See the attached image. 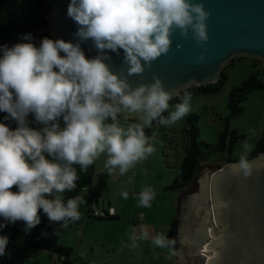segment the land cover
Wrapping results in <instances>:
<instances>
[{
	"label": "clouds",
	"instance_id": "obj_1",
	"mask_svg": "<svg viewBox=\"0 0 264 264\" xmlns=\"http://www.w3.org/2000/svg\"><path fill=\"white\" fill-rule=\"evenodd\" d=\"M67 15L78 28L76 43L44 37L37 47L27 33L23 39L29 42L0 48V111L18 125L11 130L0 123V217L8 223L24 221L26 232L40 224V209L61 229L80 220L85 201L75 196L65 202L63 196L76 188L74 165L87 172L103 154L107 174L124 176L156 151V134L145 133L153 121L170 126L190 112L192 93L186 85L166 89L155 74L152 83L143 82L146 69L171 51L176 31L203 49L197 63L203 64L207 55L210 12L203 0H70ZM89 39L98 52L91 59L81 48ZM181 47L176 44L177 51ZM121 49L125 68L113 71L106 50L119 55ZM133 75L141 81L135 87L128 80ZM174 97L180 102L169 112ZM29 113L42 129L28 126ZM125 114H136V122L122 126ZM243 147L245 153L232 168L250 177L251 147ZM120 195L128 198L127 191ZM154 198V190L145 185L138 194L139 206L151 208ZM5 226L0 224V229ZM148 238L147 226L141 225L132 229L130 245L124 246L134 249L138 240ZM151 242L170 251L176 243L163 234ZM7 244L8 237L0 236V256Z\"/></svg>",
	"mask_w": 264,
	"mask_h": 264
},
{
	"label": "water",
	"instance_id": "obj_2",
	"mask_svg": "<svg viewBox=\"0 0 264 264\" xmlns=\"http://www.w3.org/2000/svg\"><path fill=\"white\" fill-rule=\"evenodd\" d=\"M45 1L50 5L47 23L51 39L76 43L78 37L74 33L78 28L67 15L70 0ZM203 3L210 12L205 62L197 63L203 49L198 48L191 36L183 39L176 31L171 51L146 69L144 83H152L155 74L166 89L206 86L220 80L222 69L235 57L264 61V0H203ZM176 44L182 45L179 51ZM81 48L86 58L98 55L91 39L81 43ZM106 51L111 56L106 63L113 71L124 70L123 50H119V55ZM128 80L133 87L141 82L138 75ZM248 160L253 166L250 177L232 168L238 161L211 172L208 182L204 176L203 206H207L210 230L202 219L187 240L202 264H264V151ZM197 229L201 230V237H196Z\"/></svg>",
	"mask_w": 264,
	"mask_h": 264
},
{
	"label": "crops",
	"instance_id": "obj_3",
	"mask_svg": "<svg viewBox=\"0 0 264 264\" xmlns=\"http://www.w3.org/2000/svg\"><path fill=\"white\" fill-rule=\"evenodd\" d=\"M136 120L131 114H125V117L121 118V124L127 126ZM62 124L64 126L63 121ZM105 160L106 156L102 154L88 167L87 172L81 171L79 165H74L79 177L76 188L72 191L66 190L63 196L65 202L75 196L85 201L79 208L81 217L79 221L70 222L69 228L65 230L60 228L59 223L50 222L47 217L54 239L70 250V255L65 257L66 261L70 264H181L178 231L183 219L185 204L183 194L178 196L176 190L168 189L169 186L161 187L159 190L153 189L151 156L137 163L124 176H109L104 167ZM142 185L150 186L155 192L151 208L139 206L140 191L136 189ZM122 191L128 192L126 200L120 195ZM167 191L171 192L173 203L158 202L160 194ZM164 199H168L166 194ZM191 199L192 208L197 210L193 202L194 197ZM93 207L112 208L114 214L105 220H97L88 216ZM169 212L171 214L173 212L170 220L167 218ZM141 225L147 226L149 238L138 240L134 249L130 246L125 247L124 245H130L129 236L132 229H138ZM156 234H163L176 241L171 249L175 255H171L168 248H159L152 244L151 238ZM32 257L42 264H64L56 255L46 251H38Z\"/></svg>",
	"mask_w": 264,
	"mask_h": 264
},
{
	"label": "rangeland",
	"instance_id": "obj_4",
	"mask_svg": "<svg viewBox=\"0 0 264 264\" xmlns=\"http://www.w3.org/2000/svg\"><path fill=\"white\" fill-rule=\"evenodd\" d=\"M256 64V66L253 65ZM224 80L220 91L215 94H194L191 100L190 112L170 126H161L158 123H153L150 128L151 135L156 134L157 143L155 144L156 151L151 155V170L153 189L159 190L161 187L171 185L174 178L180 173V164L185 156V146L187 138L185 129L187 128V117L190 114H195L198 117L196 122L198 128L197 141L199 143L215 144L218 140V135L224 130L226 123L224 119L228 114L227 97L230 90L239 86L251 73H255L264 84V61L257 59L238 56L233 59V62L225 66L223 69ZM178 102H169V112L174 110L173 106ZM243 110L234 119L227 123L229 131H236L238 135H243L244 140L235 144L230 153V160L236 161L242 154L245 153L243 145L247 143L251 147V151L255 148L256 143L262 139L264 131V88L251 92L247 99L242 103ZM169 112H165V117ZM137 119L136 114H131ZM60 118V126L62 124ZM63 126V124H62ZM250 151V152H251ZM248 152V153H250ZM226 164V157L220 153H210L203 157L200 163V168L197 172L194 184L187 189H178V196L183 194V202L188 203L185 210V218L188 219V214L195 216L193 221H184L181 224V231H178L179 253L181 264H201V257L195 255L190 249L187 240L192 235L194 228L200 224V220L208 224L207 206H203L199 210L194 208L191 211V197L200 194L202 181L204 176L207 179L211 172L216 171ZM147 180V178H146ZM144 185L140 186L143 189ZM140 188H137V191ZM13 191H17L14 186ZM164 194L168 199H164ZM171 192H163L160 194L158 202H167L171 204ZM174 198V194H173ZM171 199V201H170ZM206 205V203L204 204ZM197 206V205H196ZM188 209V210H187ZM174 211V210H173ZM173 214V212H172ZM171 212L167 213V218L172 219ZM195 220V222H194ZM209 230L210 226L208 224ZM25 264H42L36 262L35 257L28 259Z\"/></svg>",
	"mask_w": 264,
	"mask_h": 264
},
{
	"label": "trees",
	"instance_id": "obj_5",
	"mask_svg": "<svg viewBox=\"0 0 264 264\" xmlns=\"http://www.w3.org/2000/svg\"><path fill=\"white\" fill-rule=\"evenodd\" d=\"M49 11L50 5L45 0H0V48L4 45L12 47L16 43L29 42L23 39V36L27 33L32 34L31 42L37 47L40 46L44 37L51 39L47 23ZM0 55H2V52H0ZM253 65L256 66L255 63ZM223 80L224 75L222 70L220 80L216 83L206 86H193L187 90L192 95L215 94L220 91ZM263 88L264 84L262 81L255 73H251L239 86L230 90L227 97L228 114L224 119L226 126L219 133L218 140L213 145L197 141L198 128L196 122L198 117L195 114L188 115L187 128L185 129L187 138L185 156L180 164V173L168 187L169 190L187 189L194 184L197 172L201 166L200 163L205 155L220 153L226 157V163L232 162L230 160L231 150L235 144L244 140V136L238 135L236 131H229L227 123L241 114L243 110L242 103L251 92L262 90ZM170 102H180V100L178 97H175ZM5 116H8V114L0 111V123H5L11 130H15L18 126L17 122L11 118L5 120ZM163 116H165L164 113ZM27 122L30 128L39 130L44 127L43 124L35 121V116L32 113L28 114ZM155 122L153 121V123ZM145 133L151 136L150 128H146ZM263 151L264 131L262 139L247 154V158L252 159ZM236 161H239V159ZM38 214L40 216V224L27 232L25 231L24 221L8 223L4 221L3 217H0V224L6 225L0 229V236L8 237L5 253L0 256V264H25L38 251L54 254L58 257L59 261H61L60 257L70 255V250L61 246L54 239L47 222V215L43 212V209H40ZM106 218L97 220H105Z\"/></svg>",
	"mask_w": 264,
	"mask_h": 264
},
{
	"label": "built area",
	"instance_id": "obj_6",
	"mask_svg": "<svg viewBox=\"0 0 264 264\" xmlns=\"http://www.w3.org/2000/svg\"><path fill=\"white\" fill-rule=\"evenodd\" d=\"M114 214V210L112 208H108V209H99L96 207H93L90 211H89V216L91 218L94 219H100V218H106L110 215ZM142 217V216H140ZM60 260L64 262V264H70L68 261H66L65 257H60Z\"/></svg>",
	"mask_w": 264,
	"mask_h": 264
},
{
	"label": "bare ground",
	"instance_id": "obj_7",
	"mask_svg": "<svg viewBox=\"0 0 264 264\" xmlns=\"http://www.w3.org/2000/svg\"><path fill=\"white\" fill-rule=\"evenodd\" d=\"M193 202L197 205V209L199 210L200 208L203 207V203H204V195H203V191L202 188L200 189V194L197 196H194ZM201 230L197 229L196 231V237H201ZM203 249H206V245L203 246Z\"/></svg>",
	"mask_w": 264,
	"mask_h": 264
},
{
	"label": "flooded vegetation",
	"instance_id": "obj_8",
	"mask_svg": "<svg viewBox=\"0 0 264 264\" xmlns=\"http://www.w3.org/2000/svg\"><path fill=\"white\" fill-rule=\"evenodd\" d=\"M192 185H193V184H192ZM192 185H191V186H192ZM186 208H187V207L185 206V210H186ZM192 209H193V208H191V211H192ZM187 210H188V209H187ZM192 212H193V211H192ZM187 216H188V219H186L185 216H184L183 219H182V222H184V221H189V220H190V221H193V219H195V216L192 215L191 213H189ZM194 222H195V220H194ZM180 230H181V228H180ZM191 251L193 252V250H191ZM193 253H194V252H193ZM201 264H202V262H201Z\"/></svg>",
	"mask_w": 264,
	"mask_h": 264
}]
</instances>
